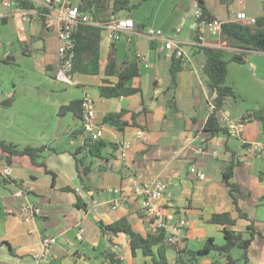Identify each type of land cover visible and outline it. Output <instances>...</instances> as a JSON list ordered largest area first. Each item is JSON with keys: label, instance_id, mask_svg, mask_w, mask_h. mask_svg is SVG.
Here are the masks:
<instances>
[{"label": "crops", "instance_id": "1", "mask_svg": "<svg viewBox=\"0 0 264 264\" xmlns=\"http://www.w3.org/2000/svg\"><path fill=\"white\" fill-rule=\"evenodd\" d=\"M28 1L34 7L25 9L36 12L28 20L21 19L20 5H0V141L18 149L44 146L36 158L44 166L26 155L8 159L0 148V264H110L105 255L113 252L123 257L116 258L120 263L115 264H151V256L143 255L141 250L131 254L124 234L110 235L109 240L97 222L111 223L126 217L135 231L146 236L153 228L141 211V197L133 193V186L156 179L167 185L157 202L170 204L169 209L188 220L180 241L166 246L170 264H177L178 251L199 250L208 237L216 243L223 240L221 226L209 222L212 214L221 212L230 213L235 219L233 228L238 231H243L250 220L253 222L259 233L248 248L247 264H264V150L252 149L264 144L263 127L256 119L239 122L247 112L264 107V51L244 50L243 62L236 61L233 56L243 49L230 45L221 34H212L208 27L199 32L196 0H147L126 15L135 22L133 32L113 41L105 30L101 31L100 72H74L72 83L65 85L54 80L59 44L56 11L48 9L45 0ZM205 5L221 22L233 20L238 11L254 18L264 14V0H232L229 5L205 0ZM46 14L52 17L48 19ZM106 17L107 12L100 20ZM148 26L160 28L162 38L149 37L145 32ZM165 39L178 41L184 53L182 68L176 74L172 109L167 108L166 101L177 57L168 54ZM197 44L221 49L227 62V81L238 95V102L219 115L228 134L221 131L213 135L204 129L212 92L202 70L206 56L195 51ZM112 50L116 69L137 60L139 74L127 85L138 87L139 92L117 98L100 96L98 87L104 84V78L111 83L117 80L116 75L104 74ZM85 93L94 100L98 122L102 123L107 113L126 110L122 130L104 124L100 140L105 146L98 157L92 156L87 146L83 149L89 136L81 120L71 112L58 115L61 105L81 99ZM132 112L138 113L135 118ZM78 129L82 132L73 136ZM138 129L142 130L139 139L135 136ZM121 141L132 144L123 159L117 150ZM200 147L203 152L195 154ZM76 151L78 157L85 155L87 172L83 167L77 170ZM232 161L237 163L230 181L240 191L232 193L248 220L239 217L223 179ZM6 165H10V175L3 177ZM190 166L203 172L204 177L191 173ZM116 188L127 194L117 207L113 205ZM18 189L23 195L14 197ZM76 194L86 204L85 209L74 205ZM25 203L40 210L29 221L22 218L27 213ZM44 237L55 238V243L42 255ZM211 260L207 258L203 263L210 264Z\"/></svg>", "mask_w": 264, "mask_h": 264}, {"label": "trees", "instance_id": "2", "mask_svg": "<svg viewBox=\"0 0 264 264\" xmlns=\"http://www.w3.org/2000/svg\"><path fill=\"white\" fill-rule=\"evenodd\" d=\"M223 1L228 0H221V2ZM196 2L204 16L213 18V16H211V14L207 11L205 0H196ZM223 3L229 5L231 2ZM19 5L24 8L34 7L28 0H19ZM137 5L138 4L131 5L129 0H83L80 6L84 10H92L94 18L96 20H100V17L105 12H107L108 16L109 14H117L118 11L122 9L130 11ZM101 31L102 28L95 25H79L75 33V54L71 73L81 72L87 74H98L100 72L99 41ZM221 35L229 42L230 45L243 49L233 56L234 60L243 62L242 55L245 53L244 50L253 49L264 51V14L255 18L254 24H246L240 20L234 19L223 21L221 24ZM195 40H198L197 37ZM197 45L198 46L195 51L203 52L206 56L202 70L209 79V87L212 92V99L210 101L215 106L214 111L208 115L204 124V129L206 131H210L213 135L221 131L228 134L227 128L220 123L219 115L221 111H224L238 102V95L227 81V62L223 58L221 49L201 44ZM175 63L176 65H173L171 68V83L168 86L170 93L167 96L166 101L167 108L169 109H172V102L176 99V74L177 71L182 68V59L177 57ZM116 66L117 62L114 56V51L112 50L109 53L104 74L106 76L116 75L117 80L116 82L111 83L107 78H104V84L98 87L100 96L105 98H117L139 92L140 89L138 87H131L127 85V81L131 77L139 74L137 60L125 62L121 69H116ZM81 102L82 99H75L70 101L68 104L61 105L58 109V115L62 117L65 113L71 112L80 119L82 111ZM125 112L126 110L122 109L116 113H107L102 122L122 130L126 125V122L122 120V116ZM137 114L138 113L136 112H132V118H135ZM247 119L258 120L262 124L264 134V107L253 110L252 112H247L240 118L239 122L243 123ZM81 132L82 130L78 129L73 131L72 134L74 136V134ZM86 146L92 156L98 157L100 156V150L105 146V142L101 140L91 141L90 137H88L85 141L83 149ZM0 148L6 152L8 159H10V156L26 155L33 163L44 166V163L36 161L38 153L44 149V146L38 148L26 146L22 149H18L14 144L0 141ZM78 153L79 152L77 151L73 152L76 159L77 170L79 171L80 168L83 167V171L87 172L89 166L84 163L85 155L78 157ZM236 163L237 162L234 161L231 162L224 173L223 179L230 188L233 202L239 213V217L248 220L247 215L242 212L241 208L238 206V198L232 193H240L238 186L230 181L233 167ZM45 171L47 172L48 170L45 168ZM62 189L74 191L71 187H64ZM74 205L83 209L86 207V204L78 194H76V201ZM148 221L150 222V220ZM209 222L221 226L223 242L218 244L214 241L213 237H208L205 240L203 247L199 250L188 249L178 251L176 263L194 264L198 262L199 257L211 254L213 257L210 264H238L239 260H241L243 264H247L248 248L253 241L255 234L259 233L255 230L253 222L250 220L243 231L235 230L233 228L235 225V219H233L228 212L212 214ZM97 224L102 234L108 236L107 238L109 240L110 235L116 236L120 233L124 234L127 238V243L132 255H135L136 250H141L143 255L151 256V264H170L166 253V246L171 244L168 243L164 231L153 229L149 231L146 236H144L132 228L126 217H121L111 223L98 221ZM156 245H158V247L157 250L154 251L153 247ZM234 247L241 249V255L239 258H234L231 255V251ZM113 253L105 255V257L109 259V263H120V261L117 260L118 258L115 253ZM197 253L199 256H197Z\"/></svg>", "mask_w": 264, "mask_h": 264}, {"label": "built area", "instance_id": "3", "mask_svg": "<svg viewBox=\"0 0 264 264\" xmlns=\"http://www.w3.org/2000/svg\"><path fill=\"white\" fill-rule=\"evenodd\" d=\"M0 5L5 8H11L19 5V0H0ZM45 6L55 13L57 34H58V64L54 74V80L68 85L72 83V66L74 59L75 49V33L79 25H95L107 32V36L110 40L118 41L126 33L133 32L135 30V22L130 16H119L117 14H109L104 20H96L92 10L81 9L78 5L72 4L67 0H45ZM21 19L28 20L32 16L36 15V12L30 9L21 7ZM52 17L50 14H46V18ZM196 26L201 32L204 28L208 27L212 34H221L222 22L217 18H209L202 14L201 9L195 13ZM234 20H240L246 24H254L255 18L248 16L243 11L235 13ZM179 31V29H176ZM146 34L151 38H162L163 31L160 28H153L148 26L145 30ZM164 48L168 51L169 55L184 58L183 50L180 43L176 40L165 39ZM81 102V126L83 130L90 137L91 141H99L102 138V132L104 123L98 122L95 113V103L89 93H85L82 96ZM215 109L214 104L209 101L207 103V111L211 114ZM136 138L142 137V130L138 129L135 134ZM131 142L121 141L118 142L117 150L120 158H125L127 150L131 147ZM254 152H262L264 150V144H256L252 148ZM203 152V149L197 148L194 150L195 154ZM10 165H6L2 170V176L7 177L10 175ZM191 173H194L198 178H203L204 173L197 170L193 166L189 167ZM166 183L161 179L153 181H141L137 182L133 186V193L141 197V211L148 217L150 224L155 230H162L165 232L167 241L171 245H176L188 225V220L181 214L177 213L174 209H169L170 204H159V199L166 190ZM116 194V198L113 200L115 207L119 206L123 200L127 198L121 189H113ZM14 197L23 195V190L18 189L14 194ZM23 209L27 212L22 215L25 221H29L39 214V208L31 203H25ZM12 213V210H8ZM82 233L78 235L81 238ZM42 255L48 253L50 246L55 243V238L44 237L41 241ZM119 260L123 257L120 254H116ZM105 264V263H97Z\"/></svg>", "mask_w": 264, "mask_h": 264}, {"label": "rangeland", "instance_id": "4", "mask_svg": "<svg viewBox=\"0 0 264 264\" xmlns=\"http://www.w3.org/2000/svg\"><path fill=\"white\" fill-rule=\"evenodd\" d=\"M206 1H207V2H210V3H214V4H215V2H221V1H219V0H206ZM238 1H242V0H234V2H238ZM246 1H247V2H262V0H246ZM142 2H147V0H129V3H130L131 5H133V4H138L135 8H132L131 10L138 8ZM223 2H231V0L223 1ZM74 3H75L76 5H81L82 2H74ZM131 10H130V11H131ZM142 10H144V8H143ZM128 13H129V10H126V9H122V10H119V11H118V15H120V16H122V17H125ZM217 242H218V243H221V242H223V240L221 239V240H218ZM231 255H232V257H234V258H239L240 255H241V249L238 248V247H234V248L232 249V251H231ZM211 257H213L211 254L206 255V256H202V257H201V260H199V262L196 263V264H204V263H203L204 260H206L207 258L210 259ZM199 259H200V257H199ZM238 264H243V262H242L241 260H239V261H238Z\"/></svg>", "mask_w": 264, "mask_h": 264}, {"label": "water", "instance_id": "5", "mask_svg": "<svg viewBox=\"0 0 264 264\" xmlns=\"http://www.w3.org/2000/svg\"><path fill=\"white\" fill-rule=\"evenodd\" d=\"M145 224H148V222H145ZM197 256H199V254L197 253Z\"/></svg>", "mask_w": 264, "mask_h": 264}]
</instances>
